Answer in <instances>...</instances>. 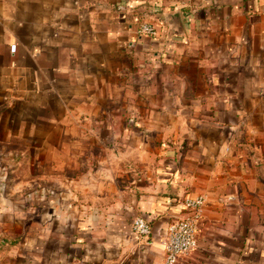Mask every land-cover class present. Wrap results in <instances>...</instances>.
<instances>
[{
	"label": "crops",
	"instance_id": "obj_1",
	"mask_svg": "<svg viewBox=\"0 0 264 264\" xmlns=\"http://www.w3.org/2000/svg\"><path fill=\"white\" fill-rule=\"evenodd\" d=\"M198 196L177 264H264V0H0V264H164Z\"/></svg>",
	"mask_w": 264,
	"mask_h": 264
},
{
	"label": "built area",
	"instance_id": "obj_2",
	"mask_svg": "<svg viewBox=\"0 0 264 264\" xmlns=\"http://www.w3.org/2000/svg\"><path fill=\"white\" fill-rule=\"evenodd\" d=\"M139 34L157 37L159 32L153 24L145 22L140 26ZM205 202V196L186 198L183 201V207L186 212L179 221L170 227L168 236L163 241L165 251L164 264H177L181 257L196 252ZM133 232L139 239L149 238L152 234V227L146 219L137 217L133 222Z\"/></svg>",
	"mask_w": 264,
	"mask_h": 264
},
{
	"label": "rangeland",
	"instance_id": "obj_3",
	"mask_svg": "<svg viewBox=\"0 0 264 264\" xmlns=\"http://www.w3.org/2000/svg\"><path fill=\"white\" fill-rule=\"evenodd\" d=\"M14 162V161H13ZM15 163V162H14ZM33 163V160H29V159H27L26 160V162L24 163V169L25 170H29V168H30V166L31 165H33L32 164ZM16 164V163H15ZM25 174L27 175L28 173H27V171H25ZM78 176V174H76L75 176H74V178L75 177H77ZM68 177V175H63V176H60V177H58L59 179H64V178H67ZM47 188V187H46ZM48 189V188H47ZM43 194H48L47 192H43ZM33 210H37V209H33ZM33 210H32V208L31 207H26V211H27V216L29 217V218H31L33 215H38L39 214V211L37 210V212H33Z\"/></svg>",
	"mask_w": 264,
	"mask_h": 264
}]
</instances>
